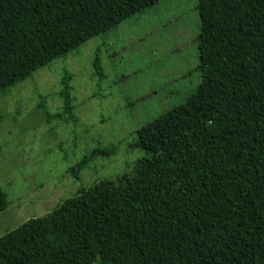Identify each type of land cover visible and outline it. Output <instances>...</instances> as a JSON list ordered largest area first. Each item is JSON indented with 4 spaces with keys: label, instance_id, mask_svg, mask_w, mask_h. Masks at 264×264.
Here are the masks:
<instances>
[{
    "label": "trees",
    "instance_id": "trees-1",
    "mask_svg": "<svg viewBox=\"0 0 264 264\" xmlns=\"http://www.w3.org/2000/svg\"><path fill=\"white\" fill-rule=\"evenodd\" d=\"M157 1L0 0V94ZM195 8L194 92L136 130L130 170L0 236V264H264V0Z\"/></svg>",
    "mask_w": 264,
    "mask_h": 264
},
{
    "label": "rangeland",
    "instance_id": "rangeland-1",
    "mask_svg": "<svg viewBox=\"0 0 264 264\" xmlns=\"http://www.w3.org/2000/svg\"><path fill=\"white\" fill-rule=\"evenodd\" d=\"M196 3L159 0L0 94V236L146 155L136 130L200 81ZM95 150L107 153L74 178L69 169Z\"/></svg>",
    "mask_w": 264,
    "mask_h": 264
}]
</instances>
